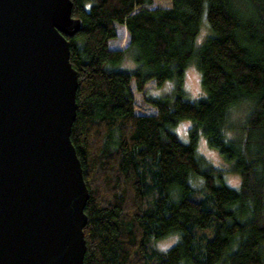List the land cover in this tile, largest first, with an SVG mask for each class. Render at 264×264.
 <instances>
[{
	"label": "trees",
	"instance_id": "obj_1",
	"mask_svg": "<svg viewBox=\"0 0 264 264\" xmlns=\"http://www.w3.org/2000/svg\"><path fill=\"white\" fill-rule=\"evenodd\" d=\"M70 1L82 22L67 40L78 82L69 138L89 194L84 264H264V0ZM202 17L209 33L195 47ZM116 25L122 50L108 46ZM126 58L134 70L118 69ZM191 64L198 101L181 88ZM149 81L176 86L148 97ZM132 83L153 114H136ZM242 104V125L228 127ZM183 121L186 141L173 132ZM200 134L237 188L198 155ZM177 235L166 255L156 249Z\"/></svg>",
	"mask_w": 264,
	"mask_h": 264
},
{
	"label": "water",
	"instance_id": "obj_2",
	"mask_svg": "<svg viewBox=\"0 0 264 264\" xmlns=\"http://www.w3.org/2000/svg\"><path fill=\"white\" fill-rule=\"evenodd\" d=\"M70 0H0V264H84Z\"/></svg>",
	"mask_w": 264,
	"mask_h": 264
},
{
	"label": "rangeland",
	"instance_id": "obj_3",
	"mask_svg": "<svg viewBox=\"0 0 264 264\" xmlns=\"http://www.w3.org/2000/svg\"><path fill=\"white\" fill-rule=\"evenodd\" d=\"M169 5L170 3L168 0H153L149 7H168ZM200 26L199 33L195 39V47L200 46L206 35L209 33L204 17H202ZM126 33L127 32L124 26L116 25V37L108 41L109 48L115 50L124 49L128 44V37H126ZM134 68L135 64L130 58H126L121 63L120 67H118V69L123 71H132ZM175 86L176 81H168L166 84L160 86L161 88L157 87L153 81H149L145 85V92L148 97H162L163 95L171 94ZM131 88L134 97V110L136 114H153L155 112L154 108L147 104L141 93L135 91L133 83ZM181 88L185 99L188 101H198L204 97V93L200 85V74L194 64L189 65L184 70ZM247 113L248 107L246 104L238 105L232 108L229 113L228 127H238L242 125ZM191 125L192 124L190 121L180 122L173 128V132L181 141H186L185 132L187 129H189V127H191ZM227 133L229 137L234 135L231 130ZM197 153L198 155L202 156L210 165L222 172L224 181L227 185L237 188L240 183L238 175L231 172L230 166L221 159L217 151L212 150L207 146L206 140L201 134L198 137ZM175 237L176 236H168L157 241L156 244H168L173 241Z\"/></svg>",
	"mask_w": 264,
	"mask_h": 264
},
{
	"label": "clouds",
	"instance_id": "obj_4",
	"mask_svg": "<svg viewBox=\"0 0 264 264\" xmlns=\"http://www.w3.org/2000/svg\"><path fill=\"white\" fill-rule=\"evenodd\" d=\"M179 240H180V236L177 235V236L175 237V239H174L173 241H171L170 243H168V244H156L155 247H156V249H157L159 252H161V253H163V254L166 255L167 252L169 251L170 247H171L173 244L178 243Z\"/></svg>",
	"mask_w": 264,
	"mask_h": 264
}]
</instances>
